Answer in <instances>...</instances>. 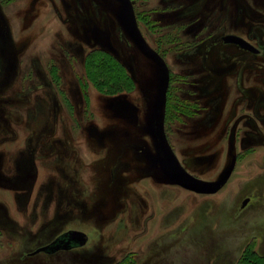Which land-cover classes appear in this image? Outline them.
I'll list each match as a JSON object with an SVG mask.
<instances>
[{
    "label": "rangeland",
    "instance_id": "374dc122",
    "mask_svg": "<svg viewBox=\"0 0 264 264\" xmlns=\"http://www.w3.org/2000/svg\"><path fill=\"white\" fill-rule=\"evenodd\" d=\"M0 264H264V0H0Z\"/></svg>",
    "mask_w": 264,
    "mask_h": 264
},
{
    "label": "water",
    "instance_id": "95a60500",
    "mask_svg": "<svg viewBox=\"0 0 264 264\" xmlns=\"http://www.w3.org/2000/svg\"><path fill=\"white\" fill-rule=\"evenodd\" d=\"M223 40L225 42L237 43L243 48L256 51L255 48H253L249 43L238 36L228 34L223 36ZM151 127L157 142L159 156L162 160V163L164 164L169 178L173 183L198 193H211L216 191L220 184L228 177L229 171H226V173L217 181L202 180L190 174L181 165L177 156L168 145L162 129L158 125H156L155 122H152ZM246 201L247 200H245L243 203H245ZM61 237L62 238H56L52 242L45 244L44 246L34 250L33 252L35 253L41 250L54 252L59 248L67 249L73 245L82 246L87 241L86 233L80 230H68L64 232Z\"/></svg>",
    "mask_w": 264,
    "mask_h": 264
},
{
    "label": "flooded vegetation",
    "instance_id": "af4514ba",
    "mask_svg": "<svg viewBox=\"0 0 264 264\" xmlns=\"http://www.w3.org/2000/svg\"><path fill=\"white\" fill-rule=\"evenodd\" d=\"M230 34H232V35H235V36H238V37H240V38H242V39H244L247 43H249L253 48H255L256 49V51H252V50H250V49H246V48H243V47H241L240 45H238L237 43H233V42H225L224 40H223V36L221 37L222 38V41L224 42V43H226V44H233V45H236V46H238L240 49H242V50H245V51H248V52H251V53H258L259 52V49H257L250 41H248L247 39H245V38H243L242 36H240V35H238V34H234V33H230ZM226 35H228V34H226ZM225 36V35H224ZM69 230H77V229H69ZM66 231H68V230H66ZM66 231H64V232H66ZM80 231H82V230H80ZM64 232H62V233H60L59 235H57L53 240H55L56 238H62L61 236L63 235V233ZM84 232V231H83ZM87 235V234H86ZM52 240V241H53ZM51 241V242H52ZM87 241H88V235H87ZM87 241H86V243H87ZM85 243V244H86ZM84 244V245H85ZM45 245V244H44ZM44 245H41V246H39L38 248H40V247H42V246H44ZM61 245V244H60ZM84 245H82V246H84ZM82 246H75V245H73V246H71L70 248H67V249H63V250H72V249H74V248H78V247H82ZM38 248H36V249H38ZM35 249V250H36ZM60 250H62L61 248H59V249H57V250H55L54 252H56V251H60ZM34 251V250H33ZM30 252V254H36V253H39V252H47V253H50V252H48V251H46V250H41V251H38V252Z\"/></svg>",
    "mask_w": 264,
    "mask_h": 264
},
{
    "label": "bare ground",
    "instance_id": "6f19581e",
    "mask_svg": "<svg viewBox=\"0 0 264 264\" xmlns=\"http://www.w3.org/2000/svg\"><path fill=\"white\" fill-rule=\"evenodd\" d=\"M230 34V33H229ZM89 242V241H88ZM87 244L88 243H86L83 247H81V248H84V247H86L87 246ZM73 250V249H72ZM72 250H70V251H72ZM59 253V252H58ZM56 254H57V252H56Z\"/></svg>",
    "mask_w": 264,
    "mask_h": 264
},
{
    "label": "trees",
    "instance_id": "16d2710c",
    "mask_svg": "<svg viewBox=\"0 0 264 264\" xmlns=\"http://www.w3.org/2000/svg\"><path fill=\"white\" fill-rule=\"evenodd\" d=\"M62 249V248H61ZM52 253V252H51Z\"/></svg>",
    "mask_w": 264,
    "mask_h": 264
}]
</instances>
